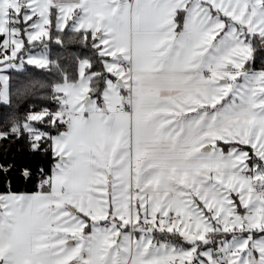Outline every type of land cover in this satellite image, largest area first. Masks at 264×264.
Listing matches in <instances>:
<instances>
[{
    "label": "snow or ice",
    "instance_id": "1",
    "mask_svg": "<svg viewBox=\"0 0 264 264\" xmlns=\"http://www.w3.org/2000/svg\"><path fill=\"white\" fill-rule=\"evenodd\" d=\"M257 45L264 0H0V264H264Z\"/></svg>",
    "mask_w": 264,
    "mask_h": 264
},
{
    "label": "trees",
    "instance_id": "2",
    "mask_svg": "<svg viewBox=\"0 0 264 264\" xmlns=\"http://www.w3.org/2000/svg\"><path fill=\"white\" fill-rule=\"evenodd\" d=\"M258 48L261 49L260 52L256 53L257 55V62L256 66L259 67L261 60L260 57L264 56V47L262 45H257ZM53 49V55L57 52H62L63 50L56 45H52ZM79 46L75 44H69L67 47V52L68 53H77L79 52ZM34 75L36 76L37 79H39V70L34 71ZM43 92V90H41ZM28 101L27 100H21L19 102V106L15 109L18 115L23 117L24 113L28 111L27 107ZM0 119H3L6 117L8 114L7 111L0 109ZM0 158L5 159L7 161L15 160L18 165H23L25 163H32L34 166L36 163H39L40 161H31L30 158L28 157L27 150H26V145L23 142H17L11 145H4L3 149H0ZM19 190L23 191L25 190L22 186H20ZM28 190L30 191H35L36 189L34 188H29Z\"/></svg>",
    "mask_w": 264,
    "mask_h": 264
},
{
    "label": "rangeland",
    "instance_id": "3",
    "mask_svg": "<svg viewBox=\"0 0 264 264\" xmlns=\"http://www.w3.org/2000/svg\"><path fill=\"white\" fill-rule=\"evenodd\" d=\"M264 47V45H262Z\"/></svg>",
    "mask_w": 264,
    "mask_h": 264
}]
</instances>
